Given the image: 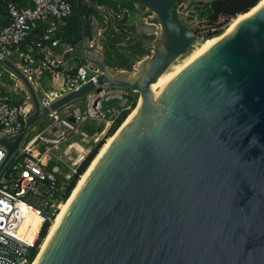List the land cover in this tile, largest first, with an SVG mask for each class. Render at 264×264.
<instances>
[{
  "label": "water",
  "instance_id": "water-1",
  "mask_svg": "<svg viewBox=\"0 0 264 264\" xmlns=\"http://www.w3.org/2000/svg\"><path fill=\"white\" fill-rule=\"evenodd\" d=\"M125 1L134 12L123 19V8L88 0L90 18L80 10V26L45 47L60 66L98 71L96 85L48 106L0 55L33 108L21 133L0 138V173L31 127L94 89L140 98L35 264H264V4L151 94L146 87L199 41L185 19L230 0Z\"/></svg>",
  "mask_w": 264,
  "mask_h": 264
},
{
  "label": "built area",
  "instance_id": "built-area-1",
  "mask_svg": "<svg viewBox=\"0 0 264 264\" xmlns=\"http://www.w3.org/2000/svg\"><path fill=\"white\" fill-rule=\"evenodd\" d=\"M31 2V6L20 7L13 2L6 3L8 23L0 29L1 56L17 50L32 34L36 49L41 50L44 45H60V25L70 15V4L66 0ZM40 28L43 29L42 33H38ZM18 57L22 61L20 70L34 88L38 86V73L43 72L50 77L61 74L62 85L56 94L48 95L39 88L42 94L39 102L43 106H48L60 93L75 91L89 82L96 85L98 71H92L88 65L59 73V64L49 54H42L37 61L23 53ZM111 101L125 104L127 92L105 86L100 91L94 89L80 103L62 109L61 116L59 112L52 114L43 129L25 144L24 136L11 164L0 173V264L34 262L46 238H40L43 226L47 222L51 224L63 203V194L85 159V154H88L83 153L82 146L73 138L79 136L81 143L88 144L89 136L82 133L83 125L89 120L101 122L105 119L107 115L103 112L102 104ZM18 102L16 97L0 89V138L13 137L22 132L25 115ZM110 112L113 113L107 111L108 114ZM34 147L42 151L35 149V155L32 151ZM72 150L75 157L71 155ZM4 158L5 150L0 147V165ZM62 169L65 171L62 172ZM33 252L37 254L31 258Z\"/></svg>",
  "mask_w": 264,
  "mask_h": 264
},
{
  "label": "trees",
  "instance_id": "trees-1",
  "mask_svg": "<svg viewBox=\"0 0 264 264\" xmlns=\"http://www.w3.org/2000/svg\"><path fill=\"white\" fill-rule=\"evenodd\" d=\"M260 0H230V1H220L216 2L212 5V12L205 14L201 18H205L207 21L208 26H215L212 27L214 29H211V31H207V33H202V30L195 31V33L198 35V37L207 39L211 37L218 36L222 33V29H218L222 27L223 25L227 24L231 19L235 18L237 15L244 14L247 11H249L251 8H253ZM7 2H13L16 6H31L32 2L31 0H0V9L5 10V5ZM107 6L111 8H115L117 5L116 3L111 4L110 0H105ZM4 10H0V27H4L8 23V19L6 16V12ZM204 32V31H203ZM21 99H19L18 105H20ZM127 111H123L118 117L113 121L110 128L108 129L107 137L112 136L116 130L120 127V125L124 122V120L128 116ZM88 122V121H87ZM86 122V123H87ZM83 125V128L85 129V125ZM85 126V127H84ZM102 129L98 128L97 132H101ZM104 139H102L100 142H98L94 148L90 151V153L85 157V159L81 162L79 165L76 174L74 175L71 183L69 184L68 188L66 189L65 193L62 196V201L65 202L68 197L70 196L72 190L76 186L80 176L86 171V169L89 167L93 159L96 157L97 153L99 152L100 148L104 144ZM51 224L47 222L41 231L40 238L43 239L48 234V229L51 228ZM50 227V228H49ZM37 252H33L31 255V258L35 257Z\"/></svg>",
  "mask_w": 264,
  "mask_h": 264
},
{
  "label": "rangeland",
  "instance_id": "rangeland-1",
  "mask_svg": "<svg viewBox=\"0 0 264 264\" xmlns=\"http://www.w3.org/2000/svg\"><path fill=\"white\" fill-rule=\"evenodd\" d=\"M182 16V15H181ZM184 19H185V16H182ZM236 18V17H235ZM231 19L227 24L223 25L222 27L218 28V29H222V32L232 23V21L235 19ZM186 23L187 25L195 32V31H198L202 30V33H207V31H211V29H214L212 27H215V26H208L207 24V21L205 18H197L195 19L194 21H189V20H186ZM204 31V32H203ZM202 40H205L203 38H199V43L202 41ZM195 43L189 50V52L191 50H194V48H196L198 46L199 43ZM188 54V53H187ZM185 55L181 56L180 58L177 59V62H174L173 64H180L182 63L184 60H185ZM3 66V65H2ZM4 67V66H3ZM6 68V67H5ZM7 69V68H6ZM8 70V69H7ZM9 71V70H8ZM17 79V78H16ZM49 79H47L48 81ZM42 82V81H41ZM10 94H12L11 96L13 97H16L18 100L21 99V103H20V108L21 110L23 111V114L25 115L24 117L26 118L28 115H30L32 112H33V108H32V105H31V101L29 99V96L25 90V88L22 86L21 84V89L18 88L17 91L15 92H11ZM36 94H37V97L40 99L41 98V93L37 90L36 91ZM125 99V98H123ZM140 103V98H139V95L134 93V92H127V101L125 104H122V103H118V102H115V101H111L109 103H104L102 104V107H103V112L106 113V115H108L107 111H112V109L116 108L113 113L108 116V119L105 118L103 120H101V122H94V121H91L89 120L87 123H86V127L85 129L83 128L82 130V133H86L88 136H89V143L88 144H83L80 142L79 140V136H76L73 138L74 142L80 144L82 146V149H83V153L85 154L86 152H88V154L90 153V151L94 148V146L100 142L102 139H104V141L107 140V133H108V129L110 128L111 124L113 123V121L118 117V115H120L123 111H127L128 114H130L136 107L137 105ZM28 105V106H27ZM26 107L28 109H30V111L28 112H25V109ZM114 107V108H113ZM62 114V110L59 111V115L61 116ZM51 120V118H47L45 121H42L36 125H34L33 127H31L28 132L26 133V137H25V140H24V144L35 134H37L38 132H40L43 127L45 126V124H47L49 121ZM109 123V125L107 126V124ZM98 128H101L102 131L101 132H97V129ZM105 143V142H104ZM35 149H37L38 151H42L41 149H38V147H34ZM63 149V147H62ZM85 149V150H84ZM75 153H74V150L71 151V155L73 156ZM88 154H85V157L88 155ZM75 157V156H73ZM12 162V159L9 161L7 167L11 164ZM87 170V169H86ZM65 169H62V172H64ZM83 175V174H82ZM81 175V176H82ZM80 176V177H81ZM80 179V178H79ZM79 181V180H78ZM78 183V182H77ZM77 185V184H76ZM76 187V186H75ZM74 187V188H75ZM74 190V189H73ZM72 190V192H73ZM71 192V194H72ZM70 194V196H71ZM69 196V197H70ZM39 255V254H38Z\"/></svg>",
  "mask_w": 264,
  "mask_h": 264
},
{
  "label": "crops",
  "instance_id": "crops-1",
  "mask_svg": "<svg viewBox=\"0 0 264 264\" xmlns=\"http://www.w3.org/2000/svg\"><path fill=\"white\" fill-rule=\"evenodd\" d=\"M110 3H111V0H110ZM111 4H113V3H111ZM125 6H126V10L128 11L127 13L131 14L134 12V8L131 6V4H127ZM2 7H0V8H2ZM0 10L2 11L4 9H0ZM113 10L116 11L115 8H113ZM67 24H68V21L65 20L60 25V36L66 31L67 26H68ZM0 29H1V27H0ZM42 31H43V29L40 28L38 30V33H42ZM34 39H35L34 35L33 34L30 35V37L26 41H24L17 50L10 51V54L5 56V58L8 59L11 63H13L15 66H17L19 69L21 68V62H22L20 60V58L18 57V55L20 53H23L25 56H27L28 58H31L32 60L33 59L36 61L39 60L41 55L45 54L44 52L47 51L45 48L47 45H44V47L41 50L38 48L36 49L33 46ZM54 48H57V47H54ZM147 56L148 55H146V57ZM56 62L58 63V61H56ZM124 63L125 64H124V66H122V69L123 70H129V67L131 66L130 63L129 62H124ZM84 65L85 64L83 62L80 63L78 61H71V62H68L67 64H64L63 66L59 65L58 72L62 73L64 71H67L70 69L74 70L77 67H81ZM61 78H62L61 74H58L57 77H50V75L43 73V72H40L36 75V84L38 86L35 85V88H37L38 91L40 88L43 92H45L48 95H50L49 93L53 92V95H54V94H56V91L60 90V88H61V85H62V79ZM47 79H49V80L47 81ZM18 88L21 89V83L18 81V79H16L15 76L11 75L10 71H8L5 67H3L0 64V89L3 90L7 95L11 96L12 94H10V93L14 92V91L16 92ZM61 95H63V94L60 93V95H57L55 97V99H57ZM41 97H42V94H41ZM115 109L116 108L112 109V111H114Z\"/></svg>",
  "mask_w": 264,
  "mask_h": 264
},
{
  "label": "bare ground",
  "instance_id": "bare-ground-1",
  "mask_svg": "<svg viewBox=\"0 0 264 264\" xmlns=\"http://www.w3.org/2000/svg\"><path fill=\"white\" fill-rule=\"evenodd\" d=\"M264 4V0H260L253 8H251L249 11H247L244 14H240L237 15L236 18L232 21V23L218 36L215 37H211V38H207L205 40H202L198 46L196 48H194V50H191L188 54H186L185 56V60L176 65L173 64L163 75L160 76V78L157 80L156 83L148 85L146 87V91L147 93H151L153 94L158 87L164 82L165 79L168 78H174L176 77L183 69H185L190 62L194 59L195 56H197L199 53H201L203 50H205L207 47H209L212 43H214L216 40L220 39V37L226 33H228L229 31H231V29L237 25L238 23L242 22L243 20L247 19L248 17H250L255 11H257V9H259V7H261ZM177 62V61H176ZM12 76H14L11 73ZM50 95H53V92L49 93ZM28 106V105H27ZM138 106V105H137ZM30 111V109H28L26 107L25 112ZM134 111V110H133ZM133 111L127 116V119L125 122L128 121V119L131 117ZM112 113L110 112V114H108L105 118L108 119V116H110ZM110 122H108L107 126L109 125ZM114 135L110 136L109 138H107V140L105 141V143L102 145V147L100 148L97 156L93 159V161L91 162V164L89 165V167L87 168V170L83 173V175L80 177L76 187L74 188L72 194L70 197H68V199L63 202L60 206H59V210L56 213L54 219L51 222V228L48 230V234L45 238V240L43 241L42 245H41V249L40 251H42V249L45 247L48 239L51 237L53 231L55 230V228L57 227V224L59 223L60 219L63 217L65 211L68 208L69 203L71 202V200L73 199L74 195L77 193L78 189L80 188V186L82 185L83 181L85 180V178L87 177L88 173L91 171L92 167L95 165V163L97 162V160L99 159V157L103 154V152L107 149L108 145L110 144V142L112 141ZM32 149V148H31ZM85 150V149H84ZM32 151L34 152L35 155H37L35 148L32 149ZM40 255V254H39ZM38 258V256H37ZM37 258L34 260V262L32 264L36 263Z\"/></svg>",
  "mask_w": 264,
  "mask_h": 264
},
{
  "label": "flooded vegetation",
  "instance_id": "flooded-vegetation-1",
  "mask_svg": "<svg viewBox=\"0 0 264 264\" xmlns=\"http://www.w3.org/2000/svg\"><path fill=\"white\" fill-rule=\"evenodd\" d=\"M66 1L70 4V7H71L70 15L65 19V20L68 21V24H67L68 26H71V27H79L80 26L79 17H78V12L80 10H83V13L85 14L87 19L90 18L91 9H90V7L88 5V0H66ZM89 1H91L92 3H95L96 0H89ZM103 1L106 4L105 0H103ZM111 2L117 4L115 6V9L119 8V7L123 8L124 12H123L122 18L123 19L126 18L127 14H128L127 13L128 11L126 10V6L125 5H127L129 3L127 1H125V0H111ZM79 6L81 8H79ZM175 8H176V6H175ZM111 9H113V8H111ZM146 55H148V54H145V56ZM131 68H132V65L129 67V69H131Z\"/></svg>",
  "mask_w": 264,
  "mask_h": 264
}]
</instances>
